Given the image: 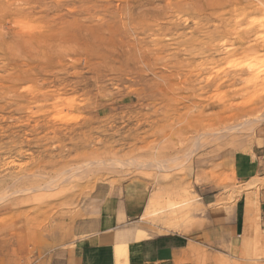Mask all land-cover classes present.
I'll return each instance as SVG.
<instances>
[{
    "label": "rangeland",
    "instance_id": "obj_1",
    "mask_svg": "<svg viewBox=\"0 0 264 264\" xmlns=\"http://www.w3.org/2000/svg\"><path fill=\"white\" fill-rule=\"evenodd\" d=\"M261 125L264 0H0V264L135 180L142 227L193 228ZM252 242L196 264H264Z\"/></svg>",
    "mask_w": 264,
    "mask_h": 264
},
{
    "label": "crops",
    "instance_id": "obj_2",
    "mask_svg": "<svg viewBox=\"0 0 264 264\" xmlns=\"http://www.w3.org/2000/svg\"><path fill=\"white\" fill-rule=\"evenodd\" d=\"M227 173L237 190L234 201L227 203V195L210 184L211 190L197 194L200 212L191 229L183 221L167 229L180 232L142 227L149 188L135 180L106 196L92 217L77 222L72 239L60 242L57 233L50 241L42 239L30 264H117L116 258L126 264H196L204 253L241 258L250 237L253 248L264 251V125L253 131L247 150L233 154Z\"/></svg>",
    "mask_w": 264,
    "mask_h": 264
},
{
    "label": "bare ground",
    "instance_id": "obj_3",
    "mask_svg": "<svg viewBox=\"0 0 264 264\" xmlns=\"http://www.w3.org/2000/svg\"><path fill=\"white\" fill-rule=\"evenodd\" d=\"M154 204H155V202L153 201V200H151L150 202H149V204H148V207H147V209H146V212H147V210L149 211L153 206H154ZM142 232V231H141ZM136 235V234H135ZM142 237V233H140L139 231H138V233H137V240L138 239H140Z\"/></svg>",
    "mask_w": 264,
    "mask_h": 264
}]
</instances>
